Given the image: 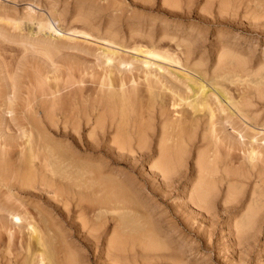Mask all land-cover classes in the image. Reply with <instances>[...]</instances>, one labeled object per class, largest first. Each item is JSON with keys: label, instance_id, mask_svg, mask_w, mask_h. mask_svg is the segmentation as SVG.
<instances>
[{"label": "bare ground", "instance_id": "6f19581e", "mask_svg": "<svg viewBox=\"0 0 264 264\" xmlns=\"http://www.w3.org/2000/svg\"><path fill=\"white\" fill-rule=\"evenodd\" d=\"M130 1L135 5L138 4L143 10L146 8L150 9L153 4V0ZM179 1L180 0H178V2ZM178 2L177 0H161V6L164 7V5L166 6L169 4L170 6L167 5L166 9L169 7L170 10L174 11L172 8H175L176 5L179 6V4H176ZM23 6V13H19V16H17V14L12 18L9 16L3 18L4 15L0 14V23L3 19L6 20V18H10L8 21H13L15 23H9L10 25L13 24V27L9 26L12 28V31H19L17 32L18 34L24 33L22 32L24 31V26H22L23 24L21 23L35 26V37L33 33L32 35L30 33L32 27H30L28 33L29 38L31 37V39H33V42H31V40L28 42L31 48H39L42 52L49 54V49H55L56 47L53 46L56 45L55 43L52 44L55 40L56 42L59 40L62 42L64 41V44L67 42L69 48H73L74 44L75 47L76 44L77 46L82 43L88 46L93 44V46H96V49L101 52L99 54L101 57L96 55L102 58L100 59L102 60L100 63L110 68L113 67V69L116 68L120 73L130 67V69L136 68L134 64L141 61V63H139L144 65L146 69L151 67L157 72L160 70L163 75H167L164 74L167 70L169 73L168 76H174L176 81H179L180 84H176V81L172 82L175 79H169L171 80L169 81L167 77L164 76L162 80L165 81V83H163L162 80L158 83L159 78L157 82L152 79L154 83L147 78L148 74L151 78L154 76L146 70L148 74L145 73L146 75L143 77L144 86L136 84L137 82L135 83V76L134 79L131 80V85H129L130 81L129 79L127 81L126 76H122L120 73V76H113L115 69L111 70L109 68L107 72L105 71L104 77L102 76V80L100 79L102 82L99 81L100 84L98 85L100 86H98V89L86 88V86H80L82 84L84 85V83L79 82L78 84L72 80H67L64 84L63 91H61L64 92L65 90L64 93L60 94L57 88L53 91V94L50 93L51 97L48 100L46 97L45 100L41 101L38 105L35 103V106L27 101L25 109L22 112L20 108L24 103H21V107L18 108V111L21 112V114L23 113V118L21 117L22 120H18L19 118L15 117V115L18 116L19 113H15L17 110V108H15L17 105L16 101H18V99H16L14 87L18 86L15 82L16 80H14V85L13 80L12 84L6 83V88L5 82L3 83L4 85L1 83V86L3 85L4 87L2 86L3 90H0L3 92L2 95H0V101H3V104H0L2 105L0 109L2 110L0 113V264H88L89 258L85 254H82L81 249L84 252L86 249L89 250L90 246L92 247L94 245V250L97 255H99L101 253L99 244H104L103 248L105 249L103 253L107 258H113L116 254L118 255L117 257H120V253L125 250L123 251L122 249V251H120L123 243H121L122 245L120 244L122 239L120 240V238H118L119 234L116 233L118 231L117 224L115 225L116 228L113 227L114 230L117 229L116 232L113 228L112 232L110 230L111 228L109 229L111 235L108 234V239L105 238L103 240V238L99 236L100 234L97 236V233H102V227H104L103 231H105L108 229V225L111 221H116L118 226H123L129 230L132 229L135 235L137 232L136 239L135 235L133 237L136 241H139V239H137L138 236L141 239L142 237L150 235L146 234L144 231L142 233V230L138 229L139 225H151L152 222L148 223L144 220L143 215H146V213L141 210L143 206L141 204L140 207L139 202H137L135 198L137 194H142L144 189L143 184L133 176V172L135 168H137V163H140L141 166L142 164L148 165L149 171L153 174V178L156 175L160 176V178H162V183L159 184L158 188L161 191H166L169 188L179 185V179L174 181L176 180V174H178L177 171L190 152L188 151L189 147L192 146L191 144L193 141L197 140H199L198 144L200 143L203 148L201 147V151L200 148L197 149V151L199 150L198 153L196 151L197 156L195 157V166L194 164L193 166L196 167V172L194 170V173H196L197 181L194 179L195 182L193 180V182L189 184V186L191 185L190 194L187 191L189 200L199 209L209 210L211 198L212 195H214L210 194L216 187V178L218 183H222L223 181L228 182L229 179L230 183L234 181L238 184L240 181L249 182V180H251L250 178L253 177L254 181L251 186V195L249 194L250 198L248 195L249 202L247 207H244V213H246L237 223L234 222L236 226V232L234 233L238 239H241L250 231V228L253 230V227L257 226L258 222H261V210H264V179H262L264 177V125L261 124L259 126L258 124H254V122L257 121L256 118L255 121L253 120L254 118L250 119L251 117L249 116H251V114H248L251 111H249L250 107L247 106L251 105V103H247L250 98L244 99V92H241L242 94L240 93V97H237L235 93L237 98L234 97L232 95L233 93L230 94V92L223 87L224 85L222 84L226 83H224V81H220L222 82L220 83L218 77L215 78L217 81L214 80V84L216 82L217 84L212 85L213 83L211 84L210 82H213L214 77L217 75L213 76V73H209V75L212 76L204 78L201 72L197 73L199 71H195L201 62L198 64L196 62L197 66L196 64H192L196 66L194 69H192V65H190L192 67L186 66L187 62L190 63L188 59L190 55V58L192 57L193 49L191 48L192 53L190 54L191 49H188L190 46L188 45L189 47L187 48L186 44L183 45L184 42L182 45L186 47L181 46L180 40V42L178 41L179 43L176 41L178 44L175 43V50H170L172 46L170 49H167V47L171 43L167 44L166 48L162 47L161 43L162 41H167L168 43L169 41L167 39L170 40L171 37H160V35H155L153 34L154 32H150L151 29L132 27L128 28V30L122 34V32L113 29V26L110 25L106 30H103V32L101 31L102 33H99L100 28H97L98 31L94 28L95 26L91 28L92 22L89 20L90 17H88V19L86 18L87 15H83L85 18H81L82 15L79 14H76L77 19H75V16L73 19L79 20L77 22H82L84 24L81 27L82 30L79 28H72V26L66 29V27L61 26V19H59V14L56 13L57 9L53 11L52 7L47 6L48 8L45 10L47 12L43 11L40 13L37 12V10L40 11L39 4L35 5L33 2H26ZM111 9L113 8L111 7ZM253 9L254 8H252V10ZM1 10L4 12V7ZM102 11L103 10L97 9L95 13L100 14ZM107 11L106 13H108ZM8 13H10V11H8ZM114 13L115 12H113V14ZM260 14L262 13L260 12ZM60 15H63V13H60ZM60 18L63 17L60 16ZM16 23H20L21 26H16ZM73 23L75 24V22ZM5 28H3V30ZM35 28L33 30H35ZM3 35L2 33L1 36L3 37ZM22 36L23 35H20L19 37ZM22 40L19 42H22ZM23 41L26 43L25 40ZM61 41L59 42L61 43ZM79 47L80 46H78V48ZM22 48L23 52L28 49H26V46ZM29 50L32 49L29 48ZM40 50H38L39 53H42ZM28 52L30 53V51ZM32 52L37 53L36 51H31V53ZM126 52L127 54L128 52H134L135 56H130L131 58L126 56V58H124L125 55L123 56V54ZM176 52H180V54L178 55ZM220 52L223 53V50ZM227 55L234 58V56L229 55V53ZM44 57L47 59L46 56ZM223 57V60H231V58H227L226 55ZM127 58L133 59V62H135V60L137 61L133 63L132 61L125 60ZM235 60L238 62V59ZM219 62V64H222L220 60ZM223 64L227 66L228 63L226 65L225 63ZM239 64L243 67L246 63H244L243 66L241 63ZM239 64L237 65L239 66ZM261 64L263 63L261 62ZM263 65H259L260 69ZM199 66L201 67L202 65ZM220 66L221 65L218 67L220 68ZM16 67L14 66L15 70ZM218 67H216V71H218ZM259 67H257V69H259ZM17 68L20 69L19 66ZM138 68L140 69L139 66ZM233 68L234 66L227 69L233 72L235 69ZM239 68L237 67V69ZM244 69L245 67L240 70ZM226 70L224 71L226 72ZM17 71L16 74H13L14 76L17 75ZM212 71H214V69ZM222 71L217 72L219 77ZM234 71H236V69ZM12 72L14 73L15 71L12 70ZM52 72L53 71H51V73ZM205 72L204 74H206ZM38 75L39 74L35 76ZM230 75H232L231 72ZM242 76L243 75H241V77ZM7 77L5 76V78ZM209 78L212 81L206 80ZM12 79L14 78L12 77ZM137 79H139V77ZM41 84L42 83H40V85ZM61 84L63 83L61 82ZM207 86L209 87L208 89L206 88ZM257 92L255 94H257ZM168 93L171 95L170 98H172V103H170V99L165 96V94ZM189 93L192 94L190 95ZM258 93L261 94L260 92ZM249 94L250 93L246 95ZM23 100H26V98ZM243 100H245L244 105L247 103L246 107H249L246 110H243L245 109V106L241 103ZM33 101L35 100L33 99ZM241 106H243V109ZM155 108L157 109L155 120H157H154V122L150 119V116L152 117L151 114L154 113L153 110H156ZM245 111H249L248 114ZM155 115L153 114V117H155ZM254 115L255 114H253L252 117ZM150 121H153L154 125L158 121L157 123L160 125L159 130L154 131L155 128L151 126L153 122L150 124ZM243 130L249 133V137L246 135L247 139L244 135L242 136ZM197 136H199V139H196ZM153 137H155V139H153ZM152 141L154 142L153 144ZM220 147H223V149L226 148L227 151L224 153L226 157L223 159V154L219 160L218 155L221 153L218 152ZM230 151H237L242 157L229 158L228 155ZM183 166L184 165H182V168ZM217 174L220 175L215 177ZM234 177L235 179H233ZM243 185L240 187L243 188ZM231 186H233V183ZM219 188L221 189V187ZM239 189L237 190L234 186L227 189V193H224L226 195L225 199L228 201L227 203H237L241 194L243 198L244 191L240 193ZM260 189H262L263 194L258 196V191ZM214 193H216V191ZM226 201L224 203H226ZM259 202L260 204H258ZM236 203L235 205L238 204ZM33 214H35V216ZM107 214L110 215V218H107L108 220L105 218L103 222L101 221L102 219L99 220L101 223L95 222V219L102 218ZM77 220L79 223H77ZM74 223L78 225H74ZM88 224H90V226L92 224L93 227L88 229ZM145 229L148 228L145 226ZM150 229L152 230V228ZM151 232H153V230ZM155 235L156 234H154L153 237H156ZM123 236L126 238V235ZM149 237L150 236H147L148 241H150ZM127 240L130 242L132 237L131 239L127 237ZM155 240L156 239H154V241ZM124 241H126V239ZM133 241L134 240H132V244H134ZM144 241L141 242L143 245H146L148 242L145 244ZM140 245L141 244L138 246ZM155 245L153 244V246ZM158 245L160 246L161 242L158 243ZM158 245L156 247H158ZM149 247H147L148 249L143 248L148 251L150 250ZM116 248H118L119 254L117 253L118 251H115ZM124 248H126V246H124ZM153 248L155 247H152V249ZM77 249H79L81 253H79ZM114 252H116V254H114ZM130 252H132V248ZM122 255H124V253ZM112 258L110 259L115 261L116 258ZM110 259L107 260L110 262ZM116 260H118V258Z\"/></svg>", "mask_w": 264, "mask_h": 264}, {"label": "rangeland", "instance_id": "374dc122", "mask_svg": "<svg viewBox=\"0 0 264 264\" xmlns=\"http://www.w3.org/2000/svg\"><path fill=\"white\" fill-rule=\"evenodd\" d=\"M92 1H93V4H92ZM110 1L111 0H88V1L87 0H15V1L14 0H8V1L7 0H0V6H2V7H0V11H1L0 14L4 15L3 18L5 16L6 17L9 16L12 18L14 15L16 16L17 14H18L17 16H19L21 13H23V8H24L23 5L26 2H33V4L35 3V5L39 4V10L40 11L37 10V12H40V13L45 11L46 8H48L47 6L52 7L53 11H55L54 9H57L56 13L59 14V19H61L60 20V22L62 23L61 26L66 27V29L69 27L71 28V26H72V28L81 29V27L84 24L82 22H80V23L77 22L79 20L73 19L74 16H75V19H77L76 17L79 14V15H82L81 18H85V17H83V15H87L86 18L90 17V19L89 18L88 19L92 22L91 28H93V26H95L94 27L95 29L100 28L99 33H102L103 30H106V28L109 27L110 25L113 26V29L122 32V34H124V32H126V30H128V28H132V27L133 28H143V29H148V30L151 29L150 32H152V33L154 32L153 34L160 35V37L161 36H163V37L165 36V38L171 37L170 40L167 39L169 41L168 43H167V41L166 42L162 41V43H161L162 47H164V48L167 47V44L171 43L172 45L169 44V46L167 47V49H170V47L172 46L170 50H173V49L175 50L176 44H178L181 41L182 42V43L180 42L181 46L186 44L187 48L190 46L188 49H191V48L193 49V53H192V49L190 50L191 51L190 54L192 53V57L190 58V56H191L190 55L189 59H188L190 63L187 62L186 66L196 64V62H197V64L201 62V64H199V65H202V66L200 67L199 65L197 66V64H196L197 68L195 69V71L196 70L199 71L197 73L201 72V75H203L204 78L205 77L208 78L212 75L213 76L217 75L214 77V79L212 77L213 82H210L211 84L213 83L212 85L217 84V82L214 84V80H215V78L218 77V79H219L218 81L219 82L224 81V83H226V84H222V85H224L223 87L226 88V90L229 91L230 94L233 93L232 95L234 97H236L235 93H236L237 97L238 96L240 97L241 94L244 92V99L250 98L249 99L250 101L248 100L247 103L248 104L251 103V105H247V103H246V105L250 107L249 111H251V112L249 114H248L249 111L248 112L245 111V112L248 115L251 114V116H249V117H251L250 119L254 118L253 120L255 121V118H256L257 121H255L254 124H258L259 126L261 124L264 125V65H263L264 64V17H263L264 16V0H247V1L246 0H237V1L236 0L235 1L234 0H232V1L228 0V2H227V0H180L179 2L177 0L178 3H176V4H179V6L176 5L178 7L175 6V8H172V9H174V11L170 10L169 7L166 9V6L169 4H167L166 6L164 5V7L161 6V0L160 1L159 0H153V1L151 0L153 3L152 4L153 8L151 7L150 9L152 11L148 8L143 10V8H141L138 4L135 5V4L131 3L130 0H117L118 2L114 1V0H112L111 2ZM113 1H114V3H113ZM207 1H209V2H207ZM85 2H87V3H85ZM229 2H230V4H229ZM3 7H4V12L1 10V9H3ZM91 7H93L94 9ZM111 7L113 9H111ZM252 8H254V9L252 10ZM97 9L103 10L101 12L102 14L101 13L96 14L95 10H97ZM107 9H108V11H107ZM109 9H111V10H109ZM8 11H10V13H8ZM76 11H77V13H76ZM78 11H79V13H78ZM106 11L108 13H106ZM45 12H47V11H45ZM113 12H115V13L113 14ZM260 12L262 14H260ZM60 13L61 14L63 13V15H60ZM6 14H8V15H6ZM261 15H263V16H261ZM60 16H62L63 18H60ZM9 19L10 18H8V19L6 18V20L3 19V21L0 23V30H1L0 33H1V35H2V33L5 35V36L3 35V37L0 35V37H1L0 38V44L2 43L0 45L1 46L0 47V54H1L0 55V86H1V83L3 84L5 82L4 84H5V88H6V83L12 84V80H13V85H14V80H16L15 82L18 85V86H14L16 99H18V101H16L17 102L16 106H19V107L15 106V108H17V110L15 109L16 110L15 113L19 112L18 108H20L21 106L22 107L20 109L22 112L25 109V104L27 101H28V103L30 102V103H32L33 106H35V103H36V105H38L41 101H44L46 97L48 100L51 97V94L54 93L53 91H55L57 88L59 89L60 94L64 93L65 90H64V92H61V91H63L64 84L66 83L67 80L68 81L72 80L78 84H79V82L84 83V85L82 84L80 86H86V88L98 89V86H100L98 84H100V82H102V81H100V79L102 80L105 73L109 70L110 67L106 66L105 64L103 65V63H100V62H102V60H100L102 58H100L101 56L99 55L101 52L96 49V46H93V44H91V46L89 45L90 46L89 47L87 44L81 42L82 44H78V46H80L79 48H78L77 44L75 47L74 43H72V44H74L73 48H69L67 42H65L66 44H64V41L62 42L61 40H59V41H61V43H60L59 41L56 42V40H55V41H53L52 44H54V43L56 44V45H53L54 47L56 46L55 47L56 50L51 48V50L49 49V54H47L45 52H42V50H40L39 48L34 49L28 45L29 40H31V42H33V39H31V37L29 38V35H28L30 27H32L31 31H30L31 35L33 33L34 34L33 36L35 37V33H34L36 31L35 26L21 23V24H23L22 26H24L23 27L24 31H22L24 33L18 34L17 32H19V31H14V30H13L14 31V33H13L12 28L10 27V26L13 27V24L10 25L9 23H15V22H13V21L10 22V21H8ZM126 20L130 24H128ZM5 22H7V23H5ZM73 22H75V24ZM125 22H126V24H125ZM134 22H135V24H134ZM127 24H128V26H127ZM17 25L21 26L20 23H16V26ZM85 27H86V25H85ZM3 28H5L6 30L5 29L3 30ZM34 28H35V30H33ZM98 29H97V31H98ZM174 29H175V31H174ZM2 31H4V32H2ZM5 31H7V32H5ZM15 33H16V35H15ZM122 34H121V36H122ZM20 35H23V36L19 37ZM169 35H171V36H169ZM22 38H23V40L26 41V43L22 40ZM172 38H174L176 40H174ZM9 40H11V41H9ZM17 40H18V42H17ZM21 40H22V42H19ZM12 41H13V43H12ZM176 41L177 42L179 41V42L176 43ZM172 42L174 43V45ZM183 42H184V44H183ZM18 43L20 46L18 45ZM21 44H22V47L26 46V49H27L29 46V48L32 50H29V48H28L27 50H25L23 52L22 51L23 48L21 47ZM87 46H88V48H87ZM186 46H183V47H186ZM12 49L16 50V51H13ZM37 49L40 50V52H42L43 54L39 53V51ZM222 50H223V53L225 52L224 54L220 52ZM28 51H30V53ZM31 51H36L38 54L33 53V52L31 53ZM52 51H55V52H52ZM57 51H59V52H57ZM98 51H99V53H98ZM7 52H10V53H7ZM21 52H23V53H21ZM133 53L134 52H130V53L128 52V54H127V52H126L123 54V56L125 55L124 58H126V56L131 58L130 56H133V57L135 56V53L134 54ZM228 53H229V55L234 56V58L228 56L227 55ZM4 54H6V55H4ZM177 54L179 55L180 52ZM96 55H98L100 57H98ZM222 55L223 56L226 55L227 58L230 57L231 60H229V61L227 59L223 60L224 57ZM44 56H46L47 59ZM48 57H49V59H48ZM129 58H127L125 60H127V61L129 60L130 62L134 61L133 59H129ZM7 59L11 60V61H8ZM12 59H13V62H12ZM218 59L221 61V63L223 60V63H225V65L228 63L227 66H224L223 63L219 64L220 62ZM235 59H238V62ZM48 60H49V62H48ZM136 61L137 60H135V62H133V63H136ZM139 62L141 63V61H138L136 64L140 67V69L138 68V66L136 64H134L136 68L130 69L131 68L130 67V68L126 69L125 71L123 70L121 73L118 72V70L116 68H114L115 70L113 69V67H111L110 69L114 70L113 76H115V75L120 76V74L122 76H126L127 81H128V79L130 81L129 85H131V80H133L134 76H135V79H134L135 83L137 82L136 84L144 86L145 84L143 81L144 80L143 77L146 74H148V72H150L151 75L155 77V79H154V77L151 78V76L148 74L147 78H148V80H150L152 82H154L153 80H156L155 82H157V79L159 78L158 83H160L163 76L167 77V80L175 79L174 76H171V75L168 76L169 73L167 72V70L166 71L164 70L165 71L164 74H167V75H163V73L160 70H158V72H157L154 69H152L151 67L146 69V67L144 65H141ZM261 62L263 64H261ZM239 63H241L242 66L244 63H246L243 66V67H245L244 70H240L241 68L243 69V67H241V65ZM237 64H239L240 68ZM17 65L20 67V69L17 68L18 67ZM101 65H103V66H101ZM219 65H221L220 68L218 67ZM231 65L234 66V68L237 66L239 69H237V67L235 69L239 73L234 71L235 70L234 68H233L234 69L233 72L231 70H228L232 67ZM259 65H263V67H261V69H260ZM14 66L15 67L17 66L16 70H15ZM192 66H190V67H192ZM196 66L194 65L192 69H194V67H196ZM198 67H199V70H198ZM216 67H218L217 68L218 71H216ZM257 67H259V69H257ZM200 68H202V69H200ZM17 69L19 72L17 71ZM213 69H214V71H212ZM12 70L15 72L13 73ZM24 70L26 73L24 72ZM146 70H148L147 73H146ZM220 70L221 71L223 70L222 73L220 74L222 77L221 76L219 77V75L217 73V72H221ZM224 70H226V72ZM16 71H17V75H15V76H17V77H15L13 75V74H16ZM49 71H50V73H49ZM51 71H53V72L56 71V72L51 73ZM242 71L243 72L246 71V72L243 73ZM8 72H11V73H8ZM133 72H134V74H133ZM204 72L206 74H204ZM214 72H215V74H214ZM230 72L232 75H230ZM29 73H30V75H29ZM114 73H116V74H114ZM142 73H144V74H142ZM209 73L210 74L213 73V74L209 75ZM255 73H256V75H255ZM37 74H39V75L35 76ZM52 74H53V76H52ZM240 74L243 76L241 77ZM5 76L6 77L8 76L7 77L8 79L5 78ZM31 76H33V77H31ZM127 76H129L130 78ZM12 77L14 79H12ZM24 77H25V79H24ZM29 77H31V78H29ZM82 77H84V78H82ZM138 77H139V79H137ZM164 77H163V79H164ZM47 78H50V79H47ZM5 79H7L8 81ZM96 79H97V82H96ZM171 80H169V81H171ZM206 80L212 81L210 78L206 79ZM175 81H176V79L172 82H175ZM215 81H217V79ZM61 82L63 84H61ZM162 82L165 83V81H163V80H162ZM219 82H218V85H219ZM40 83H42V84L40 85ZM50 83H51V85H50ZM220 83H222V82H220ZM176 84H180L179 81H176ZM25 85H27V86H25ZM242 85H244V86H242ZM30 86H32V87H30ZM33 86L35 87L36 90L34 89ZM77 86H79V85H77ZM226 86H228V87H226ZM229 86H230L231 90H230ZM3 87L0 90H3ZM17 87H20V88H17ZM253 87H255V88H253ZM206 88L208 89L209 87L207 86ZM235 88L237 89V91L238 90H240V91L237 92ZM239 88H242V89H239ZM18 89H20V90H18ZM38 89H40V90H38ZM17 90H18V92H17ZM51 90H52V92H51ZM233 90H234V92H233ZM250 90H251V92H250ZM44 91H46V92H44ZM257 91L260 92L261 94H259ZM0 92H1L0 95H2L3 92L2 91H0ZM245 92H247V93H245ZM256 92H257L258 96H257V94H255ZM248 93H250V94L246 95ZM168 94H165V96H167L166 98L170 99L169 101H171V99H172V98H170L171 95L170 94L168 95ZM189 94L191 95L192 93H189ZM254 94H255V96H254ZM251 96H253V97H251ZM25 98H26V100H23ZM37 98H39V99H37ZM33 99L35 101H33ZM255 100H256V102H255ZM257 100H258V102H257ZM1 101H0V104H3V101H2V103H1ZM21 103H24V104L21 105ZM170 103H172V101ZM241 103L243 104V106H245L244 107L245 109H243V106H241L243 110H246L247 108H249V107H246V105H244L245 100H243ZM23 105H24V107H23ZM1 107H2V105H0V109H1ZM153 111H154V113L153 112L152 113L155 115V113L157 112V109L153 110ZM1 112H2V110H0V113ZM21 112L18 113V116L15 115L16 118H19L18 120H22V118H23V115H22L23 113L21 114ZM19 114H21L22 116ZM153 114H151L152 117H153ZM253 114H255L254 115L255 117L254 116L252 117ZM152 117L150 116V119L154 121L156 118V115H155V117H153V119H152ZM153 121H150V124ZM154 122L152 123L153 125L151 124V126H153L155 128L154 131L155 130L157 131V130H159L160 125H158V123H157L158 121L155 123V125H154ZM240 128H243V127H240ZM197 135H199V134H197ZM243 135L245 137H246V135H248V137H249L248 131L243 130L242 136ZM155 137H156V133H155ZM155 137H153V139H155ZM198 137L199 136H197L196 139ZM236 139H238V138H236ZM246 139H247V137H246ZM198 142H199V140L193 141L194 144L192 143L191 144L192 146H190L192 148L189 147L188 151H190V152L187 154L186 158L184 159V162H183L184 164L182 163V165H184V166L182 168V165H181V167L179 168L180 170L178 169L177 173L179 175L176 174L177 175L175 177L176 180H174V181H177V179H179L180 180V182H178L179 185L175 184L176 188L173 187L174 189L169 188L166 191H161L158 188V186L160 183H162V178H160V176L156 175V176H154V178H155V180H154L153 174H151V172L149 171L148 165L142 164V166H141L140 163H137V165H136L137 168H135V171L133 172L134 173L133 176L136 180H138L141 184H143L144 189L142 191V194H139V195L137 194V196H135V198L137 199L136 201L139 202L140 207L142 204L143 207H141L142 208L141 210H143L146 213V215H143L144 220L147 221L148 223L152 222L151 223L152 227L149 224L148 225L143 224V226H141L142 225L141 224V225H139L138 229L142 230V233L144 231V232H146V234H150V235H147V236H150L149 237L150 241L147 240V236L142 237L141 239L138 236L137 239H139L140 242L138 240L136 241L135 239H136L137 232L135 235V233L132 232L133 231L132 229L129 230L123 226H118V223L116 221H111V223L109 222L110 224L108 225V229L103 231L104 227H102V230H101L102 233L101 232L97 233V236H98V234H100L99 236H101L103 238V240L105 238L108 239L109 235H111L109 231L111 230V232H112L114 230V228H116L115 225L117 224L118 231L116 232L117 229L114 231L117 234H119L118 238H120V240L122 239L121 242L119 241L120 244L123 243V245L125 244L124 246H126V248H124V246L121 244L122 247H121L120 251H122V249H123V251L125 250L124 252L120 253L121 255H119L122 259L120 257H117L118 255L116 254V252L118 251L117 253L119 254L118 248H116V250H115L116 252H114V254H116V256L113 255L116 259L118 258V260H116L114 257L113 258L112 257L107 258V256L103 253L104 252L103 250L105 249V248H103L104 244H99V249L101 252L99 255H97V253L95 252L94 245L92 247L90 246L89 250L86 249L84 251L87 253H84L83 250L81 249L82 254H85L89 258V260L87 262L88 264H117V263L118 264H125V263L126 264H148V263L149 264H264V218H263L264 217V214H263L264 210L263 211L261 210V212H262V215L260 216L262 218L261 222H258L259 224L257 223V226L253 227V230H251L252 228H250L249 229L250 231L247 234H245L243 236V238L238 239L234 233V232H236V229H235L236 226H235L234 222L237 223L239 221V219L246 213V212L244 213V210L247 207L248 202H249L248 195L249 194L251 195V193H250L252 191L251 186H252L253 181H254L253 177L250 178L251 180H249V182L248 181L247 182L246 181L245 182L240 181L241 183L240 182L238 183L239 186L233 180H232L233 182L230 183L229 179H228L229 183L227 181H223L224 183L223 182L218 183L217 178H216V183H215L216 187L213 191H211V194H210V195L214 194V195H212V198H211L212 200H211L210 205H209L210 211L202 209V208L199 209L197 206H195V204L193 202H191V200H189L188 192L190 194V190H191V188H190L191 185L189 186V184L191 182H193L194 179H196V181H197V176L195 175L196 173H194V170L196 172V167H194L195 166V163H194L195 157L197 156L196 151L199 148H200V151L202 150L201 149L202 146L200 145V143L198 144ZM153 143L154 142L152 141V144ZM224 149H223V147H220V149H219L218 153H221L218 155L219 160L221 159V156L224 153H226L225 151H227L226 148H224ZM198 151H197V153H198ZM228 156H229V158L230 157H236V158L242 157V155L240 153H238L237 151H234V152L230 151ZM224 157H226L225 154L223 155L222 158L224 159ZM193 164H194V166H193ZM136 169H138V170H136ZM125 172H126V170H125ZM219 175L220 174H217V176H215V177H218ZM233 179H235V177ZM262 179H264V177ZM194 182H195V180H194ZM232 183H233V186L236 187L237 190L240 188L239 189L240 193H242L241 191H244L243 198H242V194H241V197H240L239 201L237 202L238 204L236 202L227 203L228 201H226V199H225V196H226L225 194L227 193L226 191H228L227 189H229L230 187H233V186H231ZM243 183H244V185H243ZM229 184H231V185H229ZM240 184L243 185V188L240 187V186H242ZM249 184H250V186H249ZM219 187H221L222 190ZM217 188L219 191L217 190ZM224 189H226V190H224ZM215 191H216V193H214ZM261 194H263L262 189H260L258 191V196L259 195L261 196ZM250 195H249V198H250ZM225 201H226V203H224ZM235 203L238 206L235 205ZM258 204H260V202ZM34 205H36V204H34ZM239 206H240V208H239ZM205 211H207V212H205ZM144 212H142V213H144ZM33 215L35 216V214H33ZM106 216H103L102 218L95 219V222L101 223V221L103 222L105 220V218L106 219L110 218L109 217L110 215L107 214ZM111 217H112V215H111ZM99 220H101V221L99 222ZM72 222H74V221H72ZM77 223H79L78 220H77ZM77 223H74V225H78ZM80 223H81V221H80ZM233 223H234V225H233ZM145 226L148 229H145ZM92 227H93L92 224H91V226H90V224H88V229H90ZM112 228H113V230H112ZM150 228H152L154 233L151 232L152 230ZM139 233H141V232H139ZM132 234H133V236H132ZM154 234H156L155 235L156 237H153ZM79 235H81V234H79ZM123 235H126V238H124ZM127 235H129V236H127ZM134 235H135V239L133 238ZM127 237L130 239L132 237V240H134L136 242L133 241L134 244H132V240H130V242H129L128 241L129 239L127 240ZM125 239H126V241H124ZM154 239H156V240L154 241ZM141 241L142 242L144 241L145 244H146V242H148L147 244H149L150 242L151 243L149 245H147V244L143 245ZM159 241L161 242L160 246L158 245V243H160ZM138 243L141 245L138 246L139 245ZM153 244L154 245L156 244V245L153 246ZM150 245L152 247H155L156 249L155 248L152 249V247ZM157 245H158V247H156ZM130 246H132V247H130ZM141 247L142 248L143 247L144 248L149 247V249L150 250L152 249V250L147 251L148 248L142 249ZM131 248H132V252H130ZM77 250L79 253H81L79 249H77ZM123 253H124V255H122ZM156 254H158V255H156ZM102 257H103V259H102ZM106 258L107 259H110V258L115 259L116 262L114 260H111V259H110L111 261L109 262V260H107ZM149 259L151 262L149 261ZM82 261L86 262L85 260H82ZM142 261H144V262H142ZM111 262H114V263H111ZM84 264H86V263H84Z\"/></svg>", "mask_w": 264, "mask_h": 264}]
</instances>
